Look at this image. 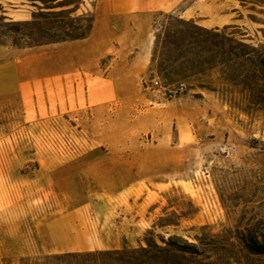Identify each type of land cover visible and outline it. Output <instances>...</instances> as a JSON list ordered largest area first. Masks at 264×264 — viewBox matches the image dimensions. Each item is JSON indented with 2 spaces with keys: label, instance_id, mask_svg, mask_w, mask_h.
<instances>
[{
  "label": "rangeland",
  "instance_id": "1",
  "mask_svg": "<svg viewBox=\"0 0 264 264\" xmlns=\"http://www.w3.org/2000/svg\"><path fill=\"white\" fill-rule=\"evenodd\" d=\"M46 1L15 21L3 16L16 15L15 7L0 5V61L20 65L0 78V264H65L47 259L61 254L34 250L25 227L35 219L32 203L61 196L48 181L58 167L115 159L141 180L122 197H136L138 208L145 198L140 208L150 218L143 213L138 242L119 252L152 250L170 264H264V0H237L246 7L244 27L153 16L147 79L185 83L172 102L141 81L132 94H102L107 60L86 78L74 63L62 77L55 42L88 25L83 4L89 10L95 0ZM37 41L51 44L28 48Z\"/></svg>",
  "mask_w": 264,
  "mask_h": 264
},
{
  "label": "crops",
  "instance_id": "2",
  "mask_svg": "<svg viewBox=\"0 0 264 264\" xmlns=\"http://www.w3.org/2000/svg\"><path fill=\"white\" fill-rule=\"evenodd\" d=\"M63 1L54 0L50 4L55 6ZM36 3L29 0H0L2 9L6 10V6L16 9V15L3 12L9 21H15L16 16L26 17L31 9H38ZM83 8L95 15L96 19L87 39L60 43L66 64L61 68V76L67 78L68 69L74 63L82 77L86 78L107 60L101 70L100 92L104 95L132 94L137 90L139 81L143 86L148 78L155 42V14L177 15L183 20L205 23L211 29L246 26V7L237 0H95L91 9L87 10L84 4ZM210 23L214 27H210ZM4 52L0 50V54ZM29 61L28 57H24L20 64L27 65ZM19 66L0 61V78L8 77L5 70L11 71ZM11 78L21 85L18 75L14 74ZM125 81L127 86L124 85ZM112 163L58 167L50 172L48 181L57 187L61 196L34 200L32 204L38 207L35 219L29 218L25 226L35 238L37 245L34 250L37 253L116 252L130 247L132 239L138 242L142 234L141 225L144 222L147 224L146 220L150 219L148 211L140 208L145 205V198L139 200L138 208L135 207L136 197L122 195L129 186L141 180L139 174L126 164L117 159ZM77 185L82 188H76ZM91 186L97 187L96 192L102 196H90ZM128 207L133 209L129 210ZM143 213L146 217L144 222Z\"/></svg>",
  "mask_w": 264,
  "mask_h": 264
},
{
  "label": "trees",
  "instance_id": "3",
  "mask_svg": "<svg viewBox=\"0 0 264 264\" xmlns=\"http://www.w3.org/2000/svg\"><path fill=\"white\" fill-rule=\"evenodd\" d=\"M29 1H37V0H29ZM54 0H48L43 2L44 5H49ZM64 0L61 3L66 2ZM242 3H245L244 0H240ZM65 7V6H62ZM49 10H53L52 8H48ZM79 9H76L77 11ZM70 10H64L59 13L50 12V14H67ZM95 15H90V20L88 21V25L85 27H81L75 29L76 31L72 34L66 33L64 38H61L59 41L55 43H63V42H74V41H82L89 37L94 22H95ZM26 19L16 20V21H25ZM33 21L24 22L21 24L30 25ZM219 30V29H216ZM51 43H45L43 41H37L34 45H29L28 48H34L37 46H43ZM177 238V237H175ZM200 241V239H199ZM246 243V241H245ZM252 248L255 251H259V247L257 246V242L252 241ZM203 245V244H202ZM204 246V245H203ZM195 247V246H194ZM158 249V248H157ZM166 252H168L166 250ZM197 253V252H195ZM137 256L141 258L137 259ZM49 260L59 261L65 264H170L172 261H163V259L153 252L152 250L142 249L140 252L138 251H131V252H100V253H70V254H61L55 255L52 257H48Z\"/></svg>",
  "mask_w": 264,
  "mask_h": 264
},
{
  "label": "built area",
  "instance_id": "4",
  "mask_svg": "<svg viewBox=\"0 0 264 264\" xmlns=\"http://www.w3.org/2000/svg\"><path fill=\"white\" fill-rule=\"evenodd\" d=\"M143 88L146 91L156 92L159 99L166 102H172L186 92L187 85L185 83H179L173 87H167L163 86L162 82L158 78L154 77L145 79L143 82Z\"/></svg>",
  "mask_w": 264,
  "mask_h": 264
},
{
  "label": "bare ground",
  "instance_id": "5",
  "mask_svg": "<svg viewBox=\"0 0 264 264\" xmlns=\"http://www.w3.org/2000/svg\"><path fill=\"white\" fill-rule=\"evenodd\" d=\"M224 24H225V23H224ZM224 24H223V25H224ZM226 24H227V23H226ZM209 26L212 27L213 24L210 23ZM220 26H222V24H221ZM213 27H214V26H213ZM152 41H154V38L152 39ZM152 41H151V42H152Z\"/></svg>",
  "mask_w": 264,
  "mask_h": 264
}]
</instances>
